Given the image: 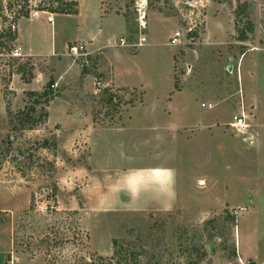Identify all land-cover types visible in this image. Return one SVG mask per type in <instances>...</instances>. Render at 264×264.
Segmentation results:
<instances>
[{"label":"rangeland","instance_id":"1","mask_svg":"<svg viewBox=\"0 0 264 264\" xmlns=\"http://www.w3.org/2000/svg\"><path fill=\"white\" fill-rule=\"evenodd\" d=\"M63 1H76L77 13L59 12L58 0H0V30L12 23L17 30L18 19L13 20L20 10H27L28 17L37 11L36 25L20 23L22 40L31 36L36 45L46 37L55 42L57 53H65L56 54L53 61L46 56H12V51L20 52L16 43L0 47L4 262L260 263L264 0ZM238 6L241 11L236 14ZM49 14L52 23L46 20ZM238 16L252 23L245 41L236 38ZM187 26L195 32L188 35L190 42ZM178 30L182 43L172 46L169 38ZM141 36L147 41L140 48ZM73 45L88 52V73L83 76L82 58L69 54ZM70 62L79 71L76 77L70 74ZM23 63L24 72L31 69L33 78L40 74L43 79L24 82L15 73ZM64 69L68 78L55 82V72ZM113 69L125 72L126 83L144 82L143 86L115 87ZM49 79L56 96L44 107L47 118L20 129L13 114L29 104L25 92L42 91ZM240 105L250 125L244 135L227 125ZM36 109L35 118L40 106ZM163 127L169 132H162ZM250 132L256 138L251 137V145L244 139ZM155 166L176 174V202L186 207L137 209H156L165 197L147 190L129 195L121 186V175ZM113 239L121 247L119 253ZM240 253L251 259L240 258Z\"/></svg>","mask_w":264,"mask_h":264},{"label":"crops","instance_id":"2","mask_svg":"<svg viewBox=\"0 0 264 264\" xmlns=\"http://www.w3.org/2000/svg\"><path fill=\"white\" fill-rule=\"evenodd\" d=\"M28 21L33 23L34 25H36V21L35 17H21L18 19L17 24H16V29H17V37L15 40V43L17 45V47L20 50L21 55H25V56H46V58H50L54 61V57L55 55H60L63 56L65 53H57L56 49H55V42H53V40H48V38H44L42 41L40 40L39 43H37L36 45L34 44V42L31 40V36H27L26 39L21 38L20 36V32H19V25L22 21ZM55 33V32H54ZM147 41V40H146ZM92 43H90L89 45H91ZM110 44H103V47H108ZM102 46H98L102 47ZM143 47V44L140 45V48ZM67 48V41H65V45H64V51ZM93 48V47H92ZM88 53V52H87ZM74 62L73 63H69V67H73ZM70 67V68H71ZM66 71H68V68L66 69ZM72 71V72H71ZM70 71V74H74L75 77L78 75V69L74 66L73 69ZM112 82L114 84L115 87H121V86H140L144 84L143 83H139L137 84H128L124 81L123 77L125 72H115L116 70L113 69L112 70ZM69 72H65V69L61 72H55L54 76L56 77V81L55 82H59L61 79L62 81H64L65 79L68 78V76L70 75ZM36 75V74H35ZM40 75V74H39ZM36 75L37 77H34L33 80H39V79H43V75ZM63 117V116H62ZM64 119H67L66 116L64 115ZM162 132H169L168 128L163 127ZM171 131L175 132V128H171ZM252 137L255 136V134L252 132L249 133ZM255 138V137H254ZM256 139V138H255ZM246 142H248L247 140H245ZM249 144V143H248ZM253 144V143H252ZM251 145V144H250ZM122 180H121V186H123L124 191H126L129 195L134 194V196H136V194H138L139 191H155L158 195L160 196H164L165 200L164 202H162V204L160 206H157L156 209H148L146 207H143L141 205L140 208L137 209L142 210V211H171L174 210L177 207H180V205H182L183 207H186L183 203H177V199H178V190L176 187V174L170 170L167 167H151V168H143L140 170H133V171H129L126 174L122 173L121 175ZM202 181V180H199ZM143 207V208H142ZM6 251L0 250V264H4V257H5ZM241 254V253H240ZM242 255V254H241ZM250 258L251 256H247L244 257L243 255L240 256V258ZM264 261V259L262 260ZM261 261V262H262ZM260 262V263H261Z\"/></svg>","mask_w":264,"mask_h":264},{"label":"trees","instance_id":"3","mask_svg":"<svg viewBox=\"0 0 264 264\" xmlns=\"http://www.w3.org/2000/svg\"><path fill=\"white\" fill-rule=\"evenodd\" d=\"M59 3V12L61 13H65V14H76L77 10L74 8L75 5L77 4L76 1H63V0H58ZM241 6L236 7V14L239 13V11H241ZM125 16V20H126V25L129 24V18L127 16V14L124 15ZM21 17H28V11L27 10H20L18 12V14L14 17L13 22H15L17 19L21 18ZM6 17L3 16V22L6 21ZM13 26V28H12ZM234 30L236 33V38L239 41H245L247 39V35L248 33L252 32V23L250 22V20H248L247 18H238L235 20L234 22ZM189 36H195V32H191L188 34ZM17 37V30L14 29V25L9 24L8 26H4L1 30H0V40L5 38L6 42H4L3 40L0 42V47L3 49H7V42L10 43H15ZM9 48H8V52H9ZM27 66L26 63L23 64H19L15 70V73L20 74L21 79L24 82H29L32 78H33V74L31 72V69L28 70V72H24L25 71V67ZM88 73V67H87V62H83L82 63V68H81V72H80V76H83L85 74ZM27 74V76H26ZM54 88V81L52 79H49L45 86L43 87V90L40 92L37 91H27L25 92L26 96L30 99L29 104H27L24 109L16 112L15 114H13L15 118H18V120H20V125L21 128H33L36 125L37 120H45L47 118V111L45 110V106L49 103L50 100H52L55 96L56 93L53 90ZM174 88H177L176 85L174 84ZM112 100V96L110 95L107 98V101L110 102ZM40 106V112H39V116L37 118H35L34 114L36 113V107ZM6 112L9 116L12 115L11 111L9 110V104L8 102L6 103ZM44 145L47 146L46 141L44 142ZM230 221H234V217L233 216H227ZM112 245L114 246V248H117V250L115 252L119 253V250L121 247L118 244V241L116 239L112 240ZM232 255H234V252L232 251ZM4 264H6L4 262Z\"/></svg>","mask_w":264,"mask_h":264},{"label":"built area","instance_id":"4","mask_svg":"<svg viewBox=\"0 0 264 264\" xmlns=\"http://www.w3.org/2000/svg\"><path fill=\"white\" fill-rule=\"evenodd\" d=\"M32 15L34 17L38 16V12L37 11H34L32 13ZM46 20L48 23H52L53 22V17L51 14H49L48 16H46ZM13 28V26H12ZM186 37L188 36V34L190 33L191 31V27L187 26L186 28ZM181 34L182 32L181 31H175L173 33V35L169 38V41L168 43L172 46H179L182 42H181ZM187 40L190 42L192 40V37H187ZM146 42V38L144 36H141L139 37L138 39V42H137V45L140 46L142 45L143 43ZM120 45H125V41L123 39H120ZM83 46L82 45H73V46H70L69 48V54L74 56V57H81L83 62H87V56H88V53L85 52L83 50ZM11 55L12 56H21V53L18 51V50H14L11 52ZM202 106H204V104H202ZM207 107H211L210 104L207 105ZM247 119H248V115L244 109V106L243 105H240L239 107V110L232 116V119L230 122L227 123V125L233 130L235 131L236 133H239L240 135H244L247 133L248 129L250 128V125L249 123L247 122ZM252 136H247V137H244V139H246L248 141L249 144H252L253 141L251 139ZM240 264H254L252 262H246V263H243L241 260H239ZM264 261H262L261 263H258V264H263Z\"/></svg>","mask_w":264,"mask_h":264}]
</instances>
